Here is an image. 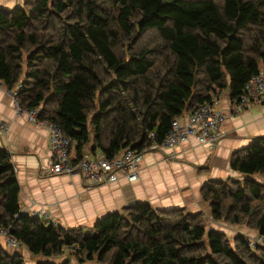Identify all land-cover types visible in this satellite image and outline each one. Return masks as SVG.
Masks as SVG:
<instances>
[{"label": "trees", "instance_id": "trees-1", "mask_svg": "<svg viewBox=\"0 0 264 264\" xmlns=\"http://www.w3.org/2000/svg\"><path fill=\"white\" fill-rule=\"evenodd\" d=\"M264 64V0H24L0 7V80L38 118L72 138L76 158L161 143L172 120L227 90L231 101ZM154 132V136H150ZM236 177L200 192L214 219L264 236V136L233 151ZM258 175L259 177L257 178ZM261 177V179H259ZM21 185L0 147V264H28L19 246L61 262L264 264V244L206 230L202 212L136 202L94 225H45L21 211ZM68 255L69 257H66Z\"/></svg>", "mask_w": 264, "mask_h": 264}, {"label": "crops", "instance_id": "crops-1", "mask_svg": "<svg viewBox=\"0 0 264 264\" xmlns=\"http://www.w3.org/2000/svg\"><path fill=\"white\" fill-rule=\"evenodd\" d=\"M23 2L0 0V7L10 9ZM216 102L225 111H229L233 104L226 89L220 91ZM0 118L7 125V129L0 132V147L10 151L16 167L21 185V211L32 214L45 208L46 214H38L64 227L92 226L107 213L136 202H148L163 209L184 207L190 212L208 207L210 213L209 205L200 192L203 183L209 179L236 177L238 172L230 166L233 151L248 145L257 136H264L263 102L228 115L220 125L222 134L219 142L213 146L200 143L191 136L173 149H163L166 153L158 150L143 153L137 179L128 181L121 177L113 182L93 185L77 174L50 172L51 149L47 128L29 120L26 111H17L15 97L2 80ZM87 150L83 155H93ZM171 151L177 154L176 158L167 157V152ZM70 153L75 159L74 145ZM0 245L7 250L16 249L7 244L2 234ZM19 247L21 249L18 250L26 256V248Z\"/></svg>", "mask_w": 264, "mask_h": 264}, {"label": "built area", "instance_id": "built-area-1", "mask_svg": "<svg viewBox=\"0 0 264 264\" xmlns=\"http://www.w3.org/2000/svg\"><path fill=\"white\" fill-rule=\"evenodd\" d=\"M20 86L21 84L16 89L9 90L13 97H15ZM219 94L220 92H217L213 95L212 100L199 103L192 111L174 118L161 143L146 146L141 152L127 147L110 156L101 152L93 155L84 154L79 159L71 158L70 151L73 140L63 133L57 122L52 119L38 118V107L27 109L19 104L16 97L15 104L17 111H26L29 120L42 124L47 128L51 149L49 163L51 173L77 174L86 183L97 185L113 182L121 177H125L128 181L137 179L140 170V159L143 153L149 149H173L191 136L196 137L200 143L209 146L217 144L222 134L220 125L228 115L237 114L250 105L264 102V68L261 66L246 82L243 93L233 101L229 111H225L217 104L216 100ZM6 129L5 121L0 118V132H4ZM150 136L153 137L154 132H150ZM170 153H173V151ZM38 213L46 214L47 209L42 208L39 211H34L32 215H39ZM0 234L6 238L8 245L16 246L20 244L16 238L9 235L6 228L0 227ZM246 239L252 246H256L257 243L264 244V236L258 233L254 238L246 237Z\"/></svg>", "mask_w": 264, "mask_h": 264}, {"label": "rangeland", "instance_id": "rangeland-1", "mask_svg": "<svg viewBox=\"0 0 264 264\" xmlns=\"http://www.w3.org/2000/svg\"><path fill=\"white\" fill-rule=\"evenodd\" d=\"M90 143L91 141L86 145V149H90V146L92 145V144L90 145ZM150 150H158L163 153H166V151L163 149H149L148 151ZM167 153H168L167 157H169L170 159H174L177 156V154L174 152L173 153L167 152ZM256 176L257 178L259 177L258 175ZM259 179H261V177ZM201 212H202V217H203L206 230H210L211 228H214L215 230H222L230 239H233L234 236L238 234H242L247 238L249 237L254 238L257 235L256 230L251 229L250 227L245 225V223L232 224V223L226 222L223 219L218 220V219L212 218L211 214L209 213L208 207H205L204 210H201ZM40 217L45 225L51 224L47 216L41 215ZM54 226L56 227L58 225H54ZM82 227L85 229H89V227H86V226H82ZM66 257H69V256L66 255ZM25 259L28 264H36L38 260H42V259H45V260L48 259L50 261L61 262L64 259V256L62 255L60 257H42L41 255L30 254L26 251ZM70 262L72 264H80L75 258H71ZM83 264H103V263L98 262V261H86Z\"/></svg>", "mask_w": 264, "mask_h": 264}]
</instances>
